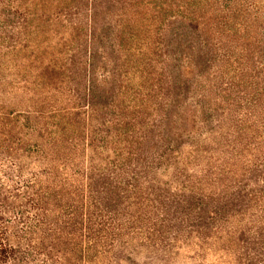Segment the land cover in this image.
<instances>
[{
    "label": "trees",
    "instance_id": "1",
    "mask_svg": "<svg viewBox=\"0 0 264 264\" xmlns=\"http://www.w3.org/2000/svg\"><path fill=\"white\" fill-rule=\"evenodd\" d=\"M0 264H264V0H0Z\"/></svg>",
    "mask_w": 264,
    "mask_h": 264
}]
</instances>
